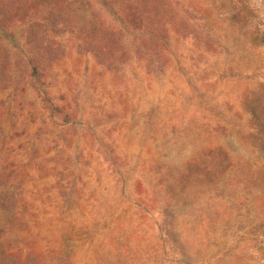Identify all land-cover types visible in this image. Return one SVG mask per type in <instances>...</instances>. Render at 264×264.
Instances as JSON below:
<instances>
[{
	"label": "rangeland",
	"instance_id": "374dc122",
	"mask_svg": "<svg viewBox=\"0 0 264 264\" xmlns=\"http://www.w3.org/2000/svg\"><path fill=\"white\" fill-rule=\"evenodd\" d=\"M0 264H264V0H0Z\"/></svg>",
	"mask_w": 264,
	"mask_h": 264
}]
</instances>
